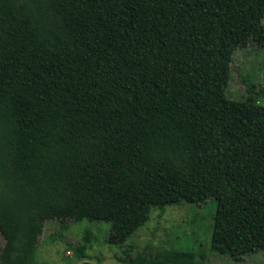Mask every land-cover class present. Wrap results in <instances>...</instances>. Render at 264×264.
<instances>
[{
	"label": "trees",
	"instance_id": "16d2710c",
	"mask_svg": "<svg viewBox=\"0 0 264 264\" xmlns=\"http://www.w3.org/2000/svg\"><path fill=\"white\" fill-rule=\"evenodd\" d=\"M248 40L264 49V0H0V264H36L48 219L120 245L152 207L209 197L214 250L264 251V90L226 94Z\"/></svg>",
	"mask_w": 264,
	"mask_h": 264
},
{
	"label": "rangeland",
	"instance_id": "374dc122",
	"mask_svg": "<svg viewBox=\"0 0 264 264\" xmlns=\"http://www.w3.org/2000/svg\"><path fill=\"white\" fill-rule=\"evenodd\" d=\"M243 77L254 85V90H264V49L252 40L233 49L228 96H243ZM259 101L264 104V95H260ZM214 209L215 200L211 197L201 204L182 201L165 205L161 213L159 208L152 207L144 224L120 245L106 242L107 223L48 219L38 236L34 258L36 264H126L119 258L138 252L153 255L174 248L191 252L192 264H264V251L260 249L245 254L238 262L210 246ZM82 243H85L84 256L76 249Z\"/></svg>",
	"mask_w": 264,
	"mask_h": 264
}]
</instances>
